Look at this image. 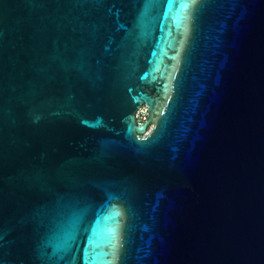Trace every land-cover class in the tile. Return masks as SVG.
Segmentation results:
<instances>
[{"label":"water","instance_id":"water-1","mask_svg":"<svg viewBox=\"0 0 264 264\" xmlns=\"http://www.w3.org/2000/svg\"><path fill=\"white\" fill-rule=\"evenodd\" d=\"M0 264H264V0H0Z\"/></svg>","mask_w":264,"mask_h":264},{"label":"built area","instance_id":"built-area-1","mask_svg":"<svg viewBox=\"0 0 264 264\" xmlns=\"http://www.w3.org/2000/svg\"><path fill=\"white\" fill-rule=\"evenodd\" d=\"M146 115H147L146 108L145 106H142L137 110L135 114V118L138 123H142L144 120H146Z\"/></svg>","mask_w":264,"mask_h":264},{"label":"snow or ice","instance_id":"snow-or-ice-1","mask_svg":"<svg viewBox=\"0 0 264 264\" xmlns=\"http://www.w3.org/2000/svg\"><path fill=\"white\" fill-rule=\"evenodd\" d=\"M193 3H196V0H192Z\"/></svg>","mask_w":264,"mask_h":264}]
</instances>
